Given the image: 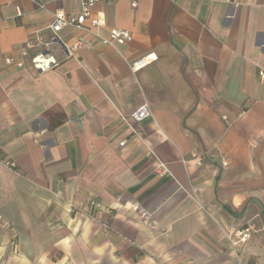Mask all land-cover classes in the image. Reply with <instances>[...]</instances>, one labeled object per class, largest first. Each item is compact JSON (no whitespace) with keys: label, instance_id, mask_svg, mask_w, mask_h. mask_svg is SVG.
<instances>
[{"label":"crops","instance_id":"0c3cea01","mask_svg":"<svg viewBox=\"0 0 264 264\" xmlns=\"http://www.w3.org/2000/svg\"><path fill=\"white\" fill-rule=\"evenodd\" d=\"M80 10L0 0V264H264V0H98L130 38L63 27L69 53L50 23Z\"/></svg>","mask_w":264,"mask_h":264},{"label":"built area","instance_id":"2783aa9c","mask_svg":"<svg viewBox=\"0 0 264 264\" xmlns=\"http://www.w3.org/2000/svg\"><path fill=\"white\" fill-rule=\"evenodd\" d=\"M80 1H81V10L77 14H66L63 12H56L53 14V20L50 23V29L52 31V39L61 42L69 53H70L69 47H67L65 43L58 37V32L63 27H71L93 33L94 35L99 37L102 41L112 46L121 45L128 41V39L130 38V33L128 30L125 29H111L109 31V36L107 38H103L102 36H100L96 31H94V28L99 25L100 20L97 17L91 16V9L98 0H80ZM36 4L38 8L45 9V4L39 2H36ZM83 43L84 42L82 40H75L73 43V47L81 46ZM155 59H156L155 54L148 53L144 56L139 57L135 61L128 63V65L130 69L133 72H135L140 68L146 66L147 64L151 63ZM31 61L33 63V66L39 69L40 71H44L48 69L54 63V61L50 57H47L43 53H38L34 55L31 58ZM4 62L6 64H14L17 67L22 66V62L20 60H16L11 56H6L4 58ZM259 75L263 76L264 72L259 71ZM150 116H151L150 107L146 101H143L134 110L129 112L126 116L122 115L121 118L124 122H128L129 120L140 122L146 118H149ZM123 144L124 141L119 142L120 146H122ZM182 161L183 163H185L184 160ZM200 163H201L200 159L197 158L196 164H200ZM0 164L9 168L14 167V163L11 162L10 160H7L1 153H0ZM156 170L161 174L168 172V169L166 168L164 163L160 161L156 166ZM250 231H251V226H247L241 230L233 232L232 234L229 233L225 234V236L230 242V244L232 246H235L237 243L246 242L250 236Z\"/></svg>","mask_w":264,"mask_h":264}]
</instances>
